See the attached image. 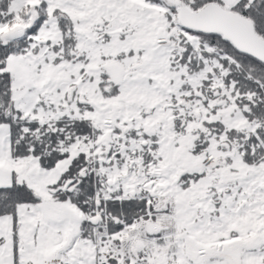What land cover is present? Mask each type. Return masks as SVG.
Returning <instances> with one entry per match:
<instances>
[{
	"label": "snow or ice",
	"instance_id": "snow-or-ice-1",
	"mask_svg": "<svg viewBox=\"0 0 264 264\" xmlns=\"http://www.w3.org/2000/svg\"><path fill=\"white\" fill-rule=\"evenodd\" d=\"M0 264H264V0H0Z\"/></svg>",
	"mask_w": 264,
	"mask_h": 264
}]
</instances>
